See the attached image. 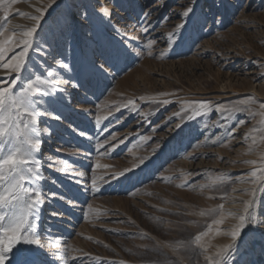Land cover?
<instances>
[{
	"label": "rangeland",
	"instance_id": "1",
	"mask_svg": "<svg viewBox=\"0 0 264 264\" xmlns=\"http://www.w3.org/2000/svg\"><path fill=\"white\" fill-rule=\"evenodd\" d=\"M69 2L56 0L51 7L49 0L0 4V25L8 29L0 39L13 30L19 37L34 26L31 17L40 15L36 9L47 8L34 43L52 51L58 42L62 49L66 39L68 59L75 65L73 72L61 73L70 80L61 86L69 98L64 118L41 120V127L55 130L51 137L44 135L38 157L44 178L27 185L40 188L45 199L40 226L52 235L44 232L42 244L55 256H66L67 264H209L206 257L215 259L218 250L232 243L230 233L245 215L246 202L255 201L264 213V0H196L197 15L215 13L219 22L210 18L195 30L186 25L175 46L166 39L185 22L180 14L192 6L191 0H99L111 12V26L97 18V0H75L88 5L93 20L73 30L66 28ZM145 12H151L147 20ZM149 39L156 41L151 49ZM96 41L109 51L127 44L132 55L114 67L105 64L104 74L86 73L91 80L87 91L74 88L72 77L86 72ZM30 57L42 63L32 50ZM43 59L52 63L51 57ZM7 75L15 73L0 70V78ZM148 97L170 103H153ZM130 99L137 111L131 106L116 110ZM192 101L245 110L228 119L212 111L188 120L190 111L181 109ZM98 117L107 118L96 123ZM58 160L70 164V173L58 170ZM125 170H130L129 179H111ZM93 174L110 182L98 180L97 192ZM249 227L244 247L237 242L232 264H264V236ZM202 233L207 235L197 243L195 237Z\"/></svg>",
	"mask_w": 264,
	"mask_h": 264
},
{
	"label": "snow or ice",
	"instance_id": "2",
	"mask_svg": "<svg viewBox=\"0 0 264 264\" xmlns=\"http://www.w3.org/2000/svg\"><path fill=\"white\" fill-rule=\"evenodd\" d=\"M4 0H0L3 4ZM56 3V0H49L47 7H51ZM192 6L187 7L186 11L180 15L185 18V22L176 26L174 32L170 33L166 39V43L170 46L176 45V38L181 37L186 30V25L191 26L194 30L196 28H203L207 25L211 18L213 23H218L219 19L215 13H202L197 15L195 12L196 0H191ZM99 13L97 18L101 23H106L111 26L110 19L111 12L105 4H101L97 0ZM68 13L66 18V28L73 30L77 25H83L85 20L91 22L93 16L85 9L88 5L77 4L75 0H70L68 4ZM220 7L219 4L216 5ZM47 8H37L36 11L40 15L31 17L35 21L34 26L28 28L26 31L20 33L19 37L15 30L6 38L0 39V70H8L15 75H7L0 78V264H67L66 256H55L46 250L45 245L42 244V236L44 232L48 235L52 233L45 229L41 231L40 226V212L45 199L40 188L36 186H27L29 182L33 185L43 180L41 169L43 167L39 155L41 153L42 144L44 143V135L51 137L54 129L51 125L41 127L42 118L48 117L52 120L62 121L64 118L63 108L68 105L65 103L69 98L64 95L66 89L62 85H69L70 80L64 79L62 72H73L75 65L68 59V50L66 47L67 41H64V47L61 49L59 42L57 46L49 51L43 48L40 43L35 42L34 34H37L40 28V22ZM19 14V13H18ZM9 13L4 11L3 21L4 25L8 22ZM143 19L147 20L151 16V12L142 14ZM105 18H108L105 20ZM0 37L4 36V32L8 31L6 27L0 25ZM118 31V29H114ZM143 31L147 33L149 28L147 25L143 26ZM93 39L96 40L95 35ZM97 49L94 51L93 59L89 61V66L86 72H78L72 80L77 81L71 86L74 88H81L88 90L90 85V76L96 74H104L108 67H114L118 61L125 56L132 55L131 47L124 44L120 48L112 50H105L99 41ZM45 43H48L45 40ZM156 43L154 39H149L147 48L151 49ZM19 48L18 53L8 56L13 49ZM30 50L42 56V63L37 62L30 57ZM37 50H39L37 52ZM151 54V53H149ZM43 57H51L52 63L49 64ZM102 61V63L100 62ZM161 96L167 93H160ZM87 101V96L84 97ZM141 100L146 98L141 96ZM149 101L158 104H168L169 100H157L155 97H148ZM133 111H137L136 102L128 100L120 107H130ZM264 107V105H262ZM243 107L226 108L223 105L213 108L208 101H192L187 102L182 112L190 111L187 116L188 120L195 119L199 116L207 115L212 111L221 113L222 118L228 119L232 113L242 112ZM112 112L108 113L111 116ZM174 115L179 116L180 112ZM107 117H98L96 123H100L101 119ZM177 128L181 125L177 124ZM80 135H85L83 132ZM116 137L113 136L112 140ZM101 147H104L102 144ZM51 161L52 158L49 157ZM60 167L58 170L62 173H70L71 166L67 161H56ZM252 163H255L254 161ZM51 166V165H50ZM97 168L102 167L99 163L95 165ZM107 167V166H103ZM130 170H125L120 173H113L111 179H119L123 177L129 179L126 173ZM84 176V172L78 173ZM257 173L253 171L251 176L255 177ZM110 182L106 176H92V186L95 191H100L97 181ZM217 181H212L215 184ZM264 187V185H262ZM55 195V194H53ZM65 199L66 203H71V199ZM255 201L249 200L245 203L243 209L245 215L239 216V222L231 231L232 243L225 245L222 249L215 253V259L206 257L209 264H232V257L239 248H243L247 241L248 233L244 232L245 227H249V231L253 234L259 232L264 236V213L255 207ZM223 208V205L220 206ZM51 215L56 216L58 213L53 212ZM222 223V221H216ZM243 233V239L241 235ZM207 233L197 235L195 240L200 242L202 236ZM56 247L57 245H52ZM70 247V246H69ZM68 248H65V252ZM206 251V249H204Z\"/></svg>",
	"mask_w": 264,
	"mask_h": 264
}]
</instances>
